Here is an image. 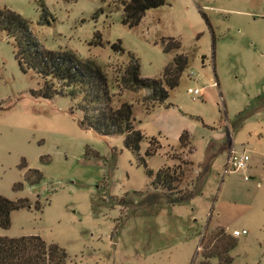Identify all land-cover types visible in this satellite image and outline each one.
I'll return each mask as SVG.
<instances>
[{
    "label": "rangeland",
    "instance_id": "obj_1",
    "mask_svg": "<svg viewBox=\"0 0 264 264\" xmlns=\"http://www.w3.org/2000/svg\"><path fill=\"white\" fill-rule=\"evenodd\" d=\"M126 1L0 0V9L26 20L42 50L97 67L112 106L131 104L136 128L159 145L144 158L147 169L181 170L177 189H193V197L165 203L122 136L80 126V97L35 95L42 79L18 69L13 40L0 30V196L30 201L9 214L0 236L37 235L62 248L67 264H197L202 238L220 226L230 236L246 231L234 237L229 264H264V0H164L132 28L120 23ZM42 9L49 25L38 23ZM116 42L121 53L111 49ZM175 42L177 49L163 51ZM179 54L186 64L164 104L150 101L149 91L119 88L128 55L139 76L152 79ZM182 131L190 143L184 149ZM231 151L248 161L224 173ZM21 159L41 172L38 184L23 181Z\"/></svg>",
    "mask_w": 264,
    "mask_h": 264
},
{
    "label": "trees",
    "instance_id": "obj_2",
    "mask_svg": "<svg viewBox=\"0 0 264 264\" xmlns=\"http://www.w3.org/2000/svg\"><path fill=\"white\" fill-rule=\"evenodd\" d=\"M164 4V0H127L122 4L120 23L127 28L136 26L144 12ZM39 24L49 25L47 16L53 18L45 10H41ZM0 30L12 38L14 47V60L21 72L30 70L42 79V86L34 92L42 98H51L53 95H67L70 98L80 97L79 111L81 112L80 126L89 129L101 136H122V145L135 158L144 174L149 179L150 187L158 192L165 203L174 204L189 200L194 190L180 192L177 185L180 183L182 171L163 166L155 172L147 169L144 158L153 156L159 145L152 137L146 139L136 128L132 115L131 104L118 102L113 107L114 95L109 92L110 86L105 75L95 66L77 64L67 51L42 50L36 39L32 36L26 20L9 9H0ZM96 44H99V34H95ZM178 43L172 46L165 44L163 51L177 49ZM114 52L121 53L119 42L111 46ZM186 64V57L175 55L166 65L158 78H141L137 60L128 55L127 63L122 67L118 76V86L128 92L139 90L149 91L148 99L157 104H164L167 90L177 84L178 77ZM54 84L58 89L54 88ZM56 87V86H55ZM147 141L142 156L139 155V144ZM178 147L187 148L189 135L182 131L178 137ZM154 143V144H153ZM89 150L85 147L84 156ZM41 159V158H40ZM47 162V160H45ZM23 170V181L29 185H36L42 180L40 171L29 168L23 159L18 166ZM21 182L12 185L13 191H20ZM34 209L40 210L38 202ZM30 201L25 197L14 200L0 196V228L9 227V214L12 211L29 208ZM204 247L200 252L197 264H229L231 257L229 251L235 246L236 239L226 233L222 227L215 226L205 238H202ZM66 254L62 248L54 243L46 244L39 236L4 237L0 236V264H67Z\"/></svg>",
    "mask_w": 264,
    "mask_h": 264
},
{
    "label": "built area",
    "instance_id": "obj_3",
    "mask_svg": "<svg viewBox=\"0 0 264 264\" xmlns=\"http://www.w3.org/2000/svg\"><path fill=\"white\" fill-rule=\"evenodd\" d=\"M192 76V73H189V77ZM199 94V91L197 89H193L192 95L197 96ZM248 161V156L244 153H235L234 151H231L228 155L226 164L224 165V173L234 172L242 170L246 167V162ZM246 234L245 230H233L231 232L232 237H238L240 235Z\"/></svg>",
    "mask_w": 264,
    "mask_h": 264
}]
</instances>
